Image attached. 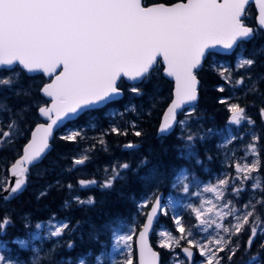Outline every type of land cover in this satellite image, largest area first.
<instances>
[{
	"label": "snow or ice",
	"instance_id": "1",
	"mask_svg": "<svg viewBox=\"0 0 264 264\" xmlns=\"http://www.w3.org/2000/svg\"><path fill=\"white\" fill-rule=\"evenodd\" d=\"M253 4L258 10L255 26L247 23L249 8ZM261 36H264V0H174L168 3L161 0H0V116L8 117L5 124L0 126V147L5 143L10 144L14 134H19L20 121L28 114L26 109L34 107L36 114L46 121L35 127L21 153L7 166L8 176L0 181V199L7 203L17 198L30 183L33 170L38 176L41 175L40 165L51 154L50 138L55 128L122 97L126 92L144 96L161 62L163 67L160 70L175 82L174 99L158 128L161 135L169 133L175 125L184 126L194 115V107L185 109L184 106L194 105L197 101L200 85L198 70L213 51L224 49L238 55L236 67L243 72L239 78L233 79L229 70L223 68L220 75L225 85L234 89L246 87L248 92L258 93L257 82L264 83V72H257L256 69L258 56L264 53V49L256 48L248 55L245 53L248 52L246 45ZM259 66L264 67V64ZM36 73H42L49 79L34 92V85L26 86L24 81L26 75ZM124 81L130 83L125 85ZM217 90L223 93L225 87L220 86ZM5 93H11L17 101L22 100L25 107L15 110L7 103L10 97ZM259 95L264 100V93ZM219 103L227 106L229 123H256L240 103L230 102L226 98H221ZM132 110L135 111L134 108ZM181 114L184 119L177 118ZM259 115L264 120V106L259 108ZM111 131L116 135L128 134L117 127H112ZM133 134L137 137L142 135L139 130ZM80 136L79 131H71L60 139L76 142ZM194 139L192 135L187 137L189 142ZM260 142L261 137L253 135L247 146L254 157L260 156L257 147ZM99 143L103 144V139ZM136 147L133 143L124 145L126 149ZM187 147L191 148V144ZM188 155L194 156L195 152L190 151ZM89 159L88 155L74 157L72 168L67 170H79L78 166L85 165ZM55 166L49 162L48 167L54 169ZM129 167L127 163L113 167L103 182L80 179L78 184L82 188L97 185L102 189H112L114 181L123 179L121 170ZM234 167L237 173L235 179L240 181V186L230 188L235 196L245 191L243 185L249 180L254 181L252 191L264 193L260 178L252 176L261 167L260 159L237 162ZM157 171L153 169L148 178L153 179ZM67 187L71 189L73 185L68 184ZM183 187L187 192L188 185ZM226 189H229L228 178L205 187L204 192L214 194L218 201L224 200L223 204L217 206L207 200L200 207L191 209L199 222L198 226L204 231L214 224L224 235L217 231L209 239L197 240L193 232L184 226L182 218L177 216L173 219L175 232L180 236L161 230L158 232L161 239L157 247L170 253H175L179 248L184 258L180 259L176 254L178 264H196L193 249L198 250L199 256L204 258L202 264H221L224 257L220 253L226 252L228 261L237 255L239 249L231 237L238 236L248 225L250 235L245 250L251 249L258 228L264 232V228H260L261 216L257 212L258 205L264 210V196L244 204L243 214L236 215V223L229 227L218 221L235 215L239 210L231 206V200L224 199ZM39 195L45 196L47 193L41 191ZM75 201L80 205L96 203L91 196L87 200L76 197ZM205 203L210 207L205 208ZM65 206H68V202H65ZM217 207L220 210L214 211ZM224 208L228 211H223ZM137 209L144 219L139 225L115 237L114 250L123 252L124 256L122 260H114L113 264H133L134 236L138 241L139 264H163L161 253L153 249L149 236L155 232L154 221L158 213L167 215L166 205L160 196L154 194L139 201ZM209 214L216 219L202 218ZM53 220L48 221L46 226L37 223L35 227H46L54 238H62L71 230L68 222L54 223ZM11 223L8 214L0 216V250L6 249L9 243L2 237L7 235ZM104 227L110 228V225ZM89 238L96 240L97 233L93 232ZM11 243L26 246V241L21 239L12 240ZM73 247L71 242L67 243V248ZM260 247L264 249V244ZM54 251V248L51 249L46 258L51 260ZM95 259L97 264H105L100 256ZM252 262L262 264L259 253L252 255L247 264ZM0 264L16 262L0 254ZM31 264H42L39 254ZM79 264H85V261L81 259Z\"/></svg>",
	"mask_w": 264,
	"mask_h": 264
},
{
	"label": "trees",
	"instance_id": "2",
	"mask_svg": "<svg viewBox=\"0 0 264 264\" xmlns=\"http://www.w3.org/2000/svg\"><path fill=\"white\" fill-rule=\"evenodd\" d=\"M146 2H148V0H146ZM151 2H155V0H151ZM161 2L168 3L174 2V0H161ZM249 12L250 15L247 23L255 26L256 11L254 6L249 8ZM246 47L248 52H252L256 48L264 49V36H261L259 39L248 43ZM215 56L217 60L222 61H231L233 59V55L228 57L219 55ZM261 64H264V53L258 56V67L256 69L257 72H264V67L259 66ZM157 67L158 70L153 73L154 79L152 80L151 84L147 86L146 94L144 96H134L126 92L121 100L108 104L104 109L91 111V120L89 121L88 125L91 126V124H93V128L97 129H94L95 132L101 134L103 141L106 142L95 145L92 154L93 162L90 173L88 177L85 176L82 179H98V173L94 171V168H96L97 165L107 164L109 159L112 157L110 155H114L116 153L122 160L125 161V163L130 165V167L127 169L125 178L122 181H115L112 189H98L95 187H89L90 189L88 195H93L94 200L96 201V203L93 205L85 204L79 206L76 205V203H71L68 206H65V202L71 200L70 194H77L80 192L77 191V189L78 181L81 178V171L72 170L68 173L65 172V174L61 173L58 176L55 174L61 172L62 169L70 167L71 157L67 154H73L75 151H77V149L79 150L80 147L85 146V141L82 143L80 139L77 138L76 142H69L61 140L60 137H56L54 147L51 151V154L49 155L50 157L48 156L47 160L44 162V165H48L49 162H52L56 166L54 169L52 168L53 172L49 170L47 173L38 178L41 181H46L47 177L51 176V179L54 181H49L53 182V185L51 186L47 195L39 196V198L36 195L37 192L33 191L34 189H32L30 186L17 198L12 200V202L7 204V207L10 211L8 215L12 221V223L8 226V230L12 233L11 236L17 235L22 237L25 234L22 232L23 227L21 226L20 221H16L20 214H24L25 216H28L30 219H32L33 224H35L38 220H48L54 217H67L71 220V226L74 224L76 228L75 232L71 234V237H69V242H71L74 247L69 250H66V247L64 249L58 248L59 251H62L60 255L67 258H76L77 256L83 254L86 255L88 253H93L96 255L101 252V247L99 244L104 240L102 235L103 232L101 233L99 231L105 229V225H114L120 220L129 219L135 210L134 202L143 197L150 190V184L155 183L159 186L161 191L167 193L169 191V184L173 182L176 172L183 168L193 172L201 180L206 179V171H204L206 168V162H208V158L206 159V157L209 155L212 158H215L217 156L216 152L218 151L216 149L214 152V140H208V138L206 141V126L209 127L211 125L214 128H222L228 119V113L226 105L219 103V100L221 98H226L230 101H233L234 99L226 89L227 85H225V82L223 81L218 70L211 66L208 57L204 62L203 67L199 71V101L195 107L196 111L194 113V116L198 117L203 123L202 127L199 128L203 133V139L200 138V132L198 131L192 135L195 137L193 141H187V137L190 134H188L186 130H180L179 125H177L170 134L159 138V124L165 109L172 100L173 82L169 81L163 76V71L160 70L163 67L161 64ZM31 81L33 82L31 84L34 85L33 91L35 92L36 88L39 87L42 82H45L46 79L42 74H37L34 76L26 75L24 81L25 85L27 86ZM124 84L127 85L125 82ZM220 86L225 87V92L221 93L217 90ZM257 88L258 93H251L245 91L244 89L239 90L238 92L240 94V99L238 101H241L242 105L249 104L252 101H257L258 104L261 101V105H264L263 100L260 99L259 95L260 93H264V83L257 82ZM5 95L10 97L7 103L13 108H16L17 111H19L21 107H25L24 102L22 100L17 101L16 97L12 96L11 93H6ZM128 106H130V108L128 111H126ZM259 107L256 106L255 108ZM133 108L135 111L132 110ZM142 110V115L139 117L136 116V114ZM26 111L28 112L26 115L27 117L25 116V120L23 118V120L20 121V125L22 128L25 127L23 129L27 134V138L24 140L22 138L17 140L20 141L19 146H16L17 152L19 153H21L23 145L26 143L27 139H29L31 134L30 132L33 130L32 128L34 126V120L38 118V114H36L34 107L31 109H26ZM110 111H117V113L121 115L119 117L114 116L111 118L109 117ZM252 115L254 117L253 119L257 123H262L263 120L261 119L259 112L256 113L255 110ZM180 117L181 115L179 118ZM109 120L113 122L111 123ZM131 120L136 121L135 127L129 126V122ZM24 121L27 123H24ZM87 121L88 119H86L83 115L82 118L78 119V121L72 124L67 123V125L72 127H81L86 125ZM108 125H116L117 128L121 129L122 131H126L128 134L126 137L123 135H114L112 133L108 134ZM133 130H139L142 135L140 137L135 136L132 132ZM91 131L86 137L87 140H90L89 135L91 134ZM61 132L62 130H60V133ZM129 138H131L132 141L142 143L138 150L131 152L122 150V146L124 143L129 142ZM185 143L191 144V146L195 148V155L199 156L198 160L200 163L195 162V155H188V153L185 151ZM260 144L263 145L260 172L262 173L261 184L264 186V130L263 136H261ZM101 145H108L109 148L113 147V153L108 155L110 150L108 149L107 154H105L100 149ZM7 153L9 154L7 150H4L2 156L4 158L6 156V159H16V155L11 157V154L8 155ZM19 153H17V155ZM153 169L158 171L156 176L149 181L146 175H150ZM57 177L59 178L55 179ZM34 178L35 175L33 174L30 181L33 182ZM59 180L62 182L60 183ZM57 181H59L58 185ZM68 184L73 185L71 188L73 190L68 189ZM87 190L88 189L81 191ZM258 194L260 195V198L264 196V193H261L260 191ZM66 195L67 200H64ZM84 195L85 194H83V196ZM257 211L261 216L260 227H264V210H261L259 207ZM2 213L3 212L0 210V216ZM179 215V217L182 218V223L187 229H196L195 218L189 209L185 208L180 210ZM143 219L144 217H142V220ZM101 223H103L102 226ZM160 223H163L174 234H179L178 232H175V224L172 222L170 214L162 215L156 226H158ZM93 232L97 233L96 240H91L89 238L90 234ZM249 235L250 228L248 225H245V230L242 231L238 236H234L232 238V240L235 242V246H238L239 249L237 255L232 261H228L227 253H221V256L224 257V259L221 261V264H247L249 258L252 255H256L257 253L260 254L262 264H264V249H261L260 247L261 244H264L262 241V235H257V237L253 240L252 248L246 251L245 249ZM155 238L156 236L154 232L153 236L151 237V243L155 249L161 253L163 264H172L171 253L167 250L159 249L157 247ZM181 244H185V242L181 241ZM177 250L178 252L180 251L179 248H177ZM20 252L23 256L27 254V252L24 250H21ZM133 252V264H136L135 249H133ZM56 260L57 257H55L54 262ZM199 260L200 258L196 257V261ZM252 264H255V262H252Z\"/></svg>",
	"mask_w": 264,
	"mask_h": 264
},
{
	"label": "rangeland",
	"instance_id": "3",
	"mask_svg": "<svg viewBox=\"0 0 264 264\" xmlns=\"http://www.w3.org/2000/svg\"><path fill=\"white\" fill-rule=\"evenodd\" d=\"M253 52V51H252ZM251 52H246L245 55H248ZM237 60H238V55L237 53H235L233 55V59L231 61H222V60H217V58L215 56H212L211 60H210V64L213 68H216L218 70V72L220 73V71L223 68H227L229 70V72L231 73L233 79L239 78L241 73L243 72L242 69H237L236 65H237ZM223 79V77H222ZM224 81V79H223ZM226 89L229 91V93L231 94V97L234 99L233 101L230 102H235V103H240L241 101H238L240 98V94H239V90L244 89L245 91H247L246 87H241V88H232L231 86L227 85ZM263 104H264V100H263ZM242 105V104H241ZM246 107L247 110V114L248 116H250L252 119L254 118L252 113L255 112L256 113L259 111V108L264 106L261 105V101L257 104V101H252L249 104L246 105H242ZM259 107V108H255V107ZM130 108V106L127 107L126 111H128ZM227 109V106H226ZM258 110V111H257ZM228 119L226 121V123L224 124V126L222 128L219 127H213V126H206V141L208 140H214L213 144H214V152L216 151V149L218 150L216 153V157L212 158L211 156L208 155V157H206V159L208 158V162H206V168L204 169V171H206V179L205 180H201L200 178H198L193 172H190L187 169H179L176 172L175 178L173 180V182L171 184H169V191L167 193H165V200H164V205H166V210H167V214L171 216L172 222L174 223V217L180 216L179 215V211L182 209H189L191 214L193 215V217L195 218L194 213L192 212V208L193 207H200V205L202 203H204L207 200H211L214 204H216L217 206L222 205L224 200H216L214 194L210 193V192H204L203 189L205 187L208 186H212V185H216L218 184L219 180L221 179H225L228 178L229 179V189H226L224 192V199L227 200H231L232 201V205L236 207L239 211L236 212L235 215L232 216H227L225 217V219L223 221H218L219 223L224 224L225 226H231L232 224L236 223V219L235 216L236 215H242L243 214V205L246 204L249 200H256V199H260V195L258 194L259 190L257 191H252L251 185L254 181L249 180L246 181L243 185L245 191L243 193H241L239 196H235L232 191L230 190L231 187L233 186H240V181L236 180L235 177L237 175V173L235 172V163L237 162H251L252 160L255 159H260L261 160V153H262V148L263 145L262 144H258V151L260 152V156L259 157H254L252 156L248 150H247V146L249 143H251V138L253 135H257V136H263V130H264V121H262V123H256L254 125H249L246 122H242L240 125H234L229 123L230 120V113L228 112ZM121 114H118L117 111H110L109 112V117H114V116H120ZM4 116H0V123H1V119H3ZM180 119H184V116L181 115ZM91 119L89 118L86 125L87 128L84 129L83 127H79V128H75V127H68L63 133L62 135H67L69 132L71 131H79L81 133L80 137H84V136H88L89 132L92 130H94V125L91 124V126L88 125L89 121ZM254 120V119H253ZM111 120H109L110 122ZM113 122V121H111ZM133 125V122L131 123ZM203 125V123L200 121V119L196 116H192L190 119H188L186 121V124L184 126L179 125L180 130H186V132H188V134L193 135L196 132H200V138L203 139V133L202 131L199 129L201 128ZM117 127L116 125H108L109 129L111 127ZM89 127V128H88ZM211 130V131H209ZM19 132V134L17 135L19 138L21 136L22 131H20V129L17 130ZM87 133H86V132ZM86 134V135H85ZM16 135V134H15ZM16 138V139H17ZM85 139V137H84ZM187 145L189 144H184L185 147V151L187 153H189L190 151H194L195 152V148H193V146H191V148L187 147ZM105 147L104 149L106 150L107 146H102ZM101 147V148H102ZM89 151V156L91 154V151L93 149H91L90 147L87 148ZM80 151V150H79ZM77 149V151H75L73 153V157L71 158L70 161L73 160L74 157H79L81 155H87L86 152L80 153ZM199 156L195 155V162H197ZM5 162L7 163L8 160H5ZM2 163L0 164V175L2 173V171H4V169L6 168V164ZM200 163V161H199ZM122 163H118V161L114 162V163H110L107 164L105 168H99L98 171L100 172L101 170L104 171L103 173H105V175H110L111 174V170L113 167H118L119 165H121ZM42 172H41V176L48 171V169L50 171H52V168L48 167V165H46L45 167L40 166ZM75 171L77 170L76 168H74ZM105 169H108V172H105ZM96 170V172H98ZM101 171V173H102ZM126 170H121V176L125 173ZM36 173V171H35ZM252 176L254 177H259L260 180L262 181V173L260 172V169L257 173H252ZM2 180H4L6 178L5 175L1 176ZM146 177L148 178L149 175L147 174ZM148 180L150 181L151 179L148 178ZM188 185V191L185 192L184 191V185ZM150 190L140 199L136 200L134 202L135 204V210L133 211V213L131 214L129 219L126 220H120L118 221L116 224L114 225H110L109 227H105V229L100 230L99 232H103V237L104 240L100 242L99 246L101 247V252L100 254L96 255V256H100L104 261L105 264H113L114 260H122L124 253L121 251H115L114 250V246H115V237L121 234H124L129 228H131L132 226L135 225H139L142 221V217L141 215L138 214V209H137V203L141 200H143L145 198V196H149L152 197L154 194L157 195L161 190L159 189V186L156 185L155 183L150 184ZM78 187L80 189H84L82 187H80V185H78ZM93 187V186H90ZM89 188V187H87ZM72 200L67 201L68 205L71 203H76L75 198L79 197V196H74L71 195L70 196ZM82 198V197H79ZM84 199V198H83ZM86 200V199H84ZM79 205L80 204H77ZM204 207H210V205L208 204H204ZM8 208V207H7ZM257 209H259V205L257 206ZM220 208L217 207L216 209H214V211H219ZM144 211H147V209H145ZM223 211L227 212L228 209L224 208ZM258 212V211H257ZM9 210L6 209V211L2 213L1 216L8 214ZM163 215V214H162ZM204 219H216L214 215L209 214V216H205L202 217ZM53 220V219H52ZM69 218H58L55 217L53 222L54 223H61V222H69ZM252 218H250V222H251ZM18 221H20L22 223V226L25 227L26 225H28L31 221L29 219V217L26 218H19ZM71 221V220H70ZM195 225H196V229L195 230H191L194 234L195 239L197 240H206L209 239L213 236H215L217 234V231H219L220 235H224V233L222 232V230H217L215 228V225L213 224L211 227L207 228V231H204V229L202 227H199V222L196 220L195 218ZM42 225H47V222L45 223H40ZM207 227V226H205ZM71 230L68 231L66 233L65 236H63L62 238H54L51 237L48 233V230L46 227H42L41 229H36V227L34 226V231L30 232L28 234V237H16L15 239H21L26 241V246L25 247H21L18 244H13L11 242H9L7 244L6 249L4 250H0V254H5L6 256H8L9 258H11L14 262H16V264H31V261L36 257L37 254H39L42 264H53L54 262V257L58 256L59 253L61 251L58 250V248L60 249H64L65 247L67 248V243H69V237H71V234L75 232L76 228L74 226L70 225ZM260 228H264V227H260ZM164 230V231H169L172 232L171 230H169L163 223H160L158 226L155 227V240L156 243L158 245L159 240L161 239L158 236V232ZM173 233V232H172ZM174 234V233H173ZM25 235V234H24ZM23 235V236H24ZM89 235V234H88ZM175 236L179 237L180 233L178 235L174 234ZM258 235H262V241L264 242V232L260 231L258 228ZM234 236L231 237V239ZM99 239V238H98ZM7 241V240H6ZM134 242H135V236L133 237V241H132V254L134 255L133 249H135L134 246ZM13 245H16V247H12ZM66 245V246H64ZM186 246V245H185ZM55 249V251L52 254V258L51 260L46 258L47 253L51 250V249ZM19 250H26L27 254H25V256L19 254ZM66 250H69V248H67ZM196 250V249H195ZM14 251V252H13ZM197 254L195 256L199 257L200 260L196 262V264H202V262L204 261L203 257H200L198 254V250H196ZM176 254H179V258L183 259L184 257L181 254V251L178 252V250H175V253H171V262L172 264H178L177 259H176ZM92 254H87L84 256H79L77 257L75 260L74 259H69V260H65L62 258H58L59 260L55 261L54 264H79V261L81 259H83L85 261V264L88 263L89 261V257L93 258V262H96L95 259V255ZM221 256V253L219 254ZM95 256V257H94ZM26 257H29L27 259H25ZM133 262H134V256H133Z\"/></svg>",
	"mask_w": 264,
	"mask_h": 264
},
{
	"label": "bare ground",
	"instance_id": "4",
	"mask_svg": "<svg viewBox=\"0 0 264 264\" xmlns=\"http://www.w3.org/2000/svg\"><path fill=\"white\" fill-rule=\"evenodd\" d=\"M236 52H233L231 55H234ZM231 55H229V56H231ZM261 55V54H260ZM213 56H215V55H213ZM216 57V56H215ZM226 57H228V56H226ZM211 58H212V56H211ZM211 58H209V62H210V60H211ZM216 69V68H215ZM6 94V93H5ZM124 97V96H123ZM122 99V98H121ZM121 99H119V100H121ZM118 100V101H119ZM136 116H138V114H136ZM27 117V116H26ZM26 117H24V120H25V118ZM139 117V116H138ZM42 118V117H41ZM43 119V118H42ZM124 119V118H123ZM44 120V119H43ZM33 122V121H32ZM44 122H46L45 120H44ZM133 122V125H135V122L136 121H134V120H131L130 122H129V126H132L133 127V125L131 124ZM24 123H27V122H25L24 121ZM30 123V122H29ZM112 123V122H111ZM162 123V117H161V121H160V124ZM160 124H159V126H160ZM33 125V124H32ZM104 125V124H103ZM24 126V125H23ZM107 126V125H106ZM111 126V125H110ZM23 128H25V127H23ZM22 127H20V131H22V133H21V136L19 137V138H17L15 141H17V140H19L20 138H23V137H25V134H26V132H25V130L23 129ZM89 128V127H88ZM104 128V127H103ZM106 128V127H105ZM27 129V128H26ZM95 130H97L96 128H94ZM108 129V128H107ZM92 130V129H91ZM94 130V131H95ZM109 130V129H108ZM110 130H111V128H110ZM94 131H91V134L89 135L90 136V140H87V139H85V146L88 148V147H90L91 149H94L95 148V145H97L98 143H99V141L101 140V139H103V137H101V138H97V135H93L92 136V132H94ZM103 131H104V129H103ZM135 131H137V130H133L132 132L134 133ZM88 132V131H87ZM86 132V133H87ZM86 135V134H85ZM163 136H165V135H161V134H159L158 133V137L160 138V137H163ZM30 139V138H29ZM28 139V140H29ZM132 140H129V142H126V143H124V145L125 144H127V143H133V142H135V141H133V142H131ZM106 142V141H105ZM104 142V143H105ZM13 143H14V141H13ZM27 143V142H26ZM51 143V142H50ZM133 144H136L137 145V147H139L140 146V144H138L137 142H135V143H133ZM13 145V144H12ZM51 145H52V143H51ZM124 145L122 146V150L123 151H133L135 148H132V149H126V148H124ZM16 147V146H15ZM14 147V145L13 146H11L10 145V147L7 149V152H9V154H11V157L12 156H14V155H17V153H19V152H17V149ZM100 147H102V145L100 146ZM104 153H106L107 152V150L108 149H106V150H103L102 148H100ZM112 149H114L113 147L111 148V153H113V150ZM52 151V150H51ZM73 151V150H72ZM8 154V153H7ZM8 154V155H9ZM20 154V153H19ZM18 154V155H19ZM93 150L91 151V154H90V157H91V159H92V157H93ZM68 156H70L71 158L74 156L72 153H68L67 154ZM114 155H117V153L116 154H114ZM3 157V156H2ZM8 158V157H7ZM10 159V160H9ZM13 158H8V159H6V156H5V158L3 157V159H2V161L0 160V164H2V163H4L5 162V160H8V162L6 163L5 162V164H6V168L4 169V171H2V173H1V175L0 176H2V175H5L6 177L8 176V173H7V166L8 165H10V163L13 161L12 160ZM131 159V158H130ZM45 162V161H44ZM111 163V162H110ZM109 162L107 163V164H110ZM104 164V163H103ZM107 164H104V165H97V167L96 168H94V171L96 172V170L98 171V169L99 168H103V167H105ZM49 165V164H48ZM40 166H46V165H44V163L43 164H41ZM130 166V165H129ZM70 167L72 168V161H71V163H70ZM69 167V168H70ZM69 168H66V169H62V171L61 172H58V173H56L55 175L56 176H58L59 174H61V173H64L65 174V172L66 173H68L69 171L67 170V169H69ZM73 170H75L74 168H73ZM48 171H49V169H48ZM53 172V171H52ZM74 172V171H73ZM99 172V171H98ZM45 173H47V171L45 172ZM44 173V174H45ZM76 173V172H75ZM43 174V175H44ZM127 174V169H126V171H125V173L122 175V177H123V179L125 178V175ZM34 175H35V178L36 179H34L33 180V182L35 181V182H37L39 179L38 178H40L41 177V175H37L35 172H34ZM69 175V174H68ZM55 176V177H56ZM59 177H57V178H55V179H58ZM77 179V178H76ZM121 179V178H120ZM47 180V179H46ZM53 181V180H52ZM60 181V180H59ZM62 181H60V183H61ZM41 183H45V181H41ZM114 183H115V181H114ZM29 185H30V183L28 184V186L26 187V189H28V187H29ZM53 185V184H52ZM52 185H50V186H52ZM56 185V184H55ZM79 185V184H78ZM90 187V186H89ZM25 189V190H26ZM69 189V188H68ZM75 189H77V188H75ZM85 189H89V188H84V189H80L79 187H78V189H77V191H81V190H85ZM24 190V191H25ZM71 190H73V189H71ZM23 191V192H24ZM42 191V189L38 192V193H36V195H37V197L39 198V194H40V192ZM22 192V193H23ZM76 192V191H75ZM22 193H20V194H22ZM19 194V195H20ZM18 195V196H19ZM67 195H68V193H67ZM67 195L65 196V198H64V200L66 199V197H67ZM71 195H76V193L75 194H70V196ZM69 196V195H68ZM15 199V198H14ZM14 199H11L9 202H12V200H14ZM64 200H63V202H64ZM67 200V199H66ZM84 200V199H83ZM9 202H4V201H2L1 202V206H2V208H1V211L3 212H5L6 211V209H8L9 210V208H7V204L9 203ZM63 204V203H62ZM10 212V211H9ZM161 216H162V214H161ZM26 218V217H28V216H25L24 214H20L19 216H18V219L19 218ZM49 218V217H48ZM55 218V217H54ZM58 218H67V217H58ZM18 219H16V221H18ZM30 219V218H29ZM53 218H50V219H46V220H38L35 224H33V222H32V219H30V221L32 222V224H33V226H35L38 222L39 223H45V222H48V221H50V220H52ZM14 222V221H13ZM30 222V223H31ZM69 222H70V220H69ZM30 223L27 225V226H25V228L22 226V223L20 222V224H21V226L23 227L22 228V232L23 233H25V235L24 236H22V237H28V234L32 231V230H30L28 227L30 226ZM104 223V222H103ZM103 223H101V226L103 225ZM72 224V223H71ZM70 224V225H71ZM109 225V224H108ZM73 226L75 227V225L73 224ZM91 226H92V224H91ZM84 228V227H83ZM34 231V230H33ZM78 231V230H77ZM81 231V230H80ZM84 231V230H83ZM153 234H154V232H153ZM12 235V233L8 230V228H7V235H5V236H3L2 237V239H4V240H7V241H9V242H11L14 238H16V237H19V238H21V236H17V235H14V236H11ZM82 235V234H81ZM153 236V235H152ZM75 241V240H74ZM78 241V240H77ZM79 246V245H78ZM12 247H16V245H13ZM195 250V249H194ZM21 250H19L18 252H19V254H21L22 255V253L20 252ZM23 251V250H22ZM24 251H26V250H24ZM181 251V250H180ZM27 252V251H26ZM62 252V251H61ZM61 252L59 253V255L58 256H55V257H57V260H59L58 258H62V259H65L66 261L67 260H69V259H76L77 257H79V256H77L76 258H67V257H65V256H61L60 254H61ZM195 252H196V250H195ZM88 253V252H87ZM88 254H92V255H94L93 253H88ZM100 254V253H99ZM196 254H197V252H196ZM87 255V254H86ZM91 255V256H92ZM96 255H98V254H96ZM95 255V256H96ZM59 256H61V257H59ZM80 256H84V254L83 255H80ZM94 256V257H95ZM196 256V255H195ZM55 257H54V259H55ZM29 258V257H28ZM25 259H27V258H25ZM56 260V261H57ZM88 262H90V263H92V264H96L95 262H93V258L92 257H89V261ZM197 262V261H196ZM67 263V262H66ZM137 264V263H136Z\"/></svg>",
	"mask_w": 264,
	"mask_h": 264
},
{
	"label": "flooded vegetation",
	"instance_id": "5",
	"mask_svg": "<svg viewBox=\"0 0 264 264\" xmlns=\"http://www.w3.org/2000/svg\"><path fill=\"white\" fill-rule=\"evenodd\" d=\"M211 58V57H210ZM45 77V76H44ZM45 79H46V81L49 79V78H47V77H45ZM45 81V82H46ZM31 83H33L32 81L30 82V84ZM34 83H35V81H34ZM31 85H33V84H31ZM117 102V101H116ZM112 103H114V102H112ZM106 107V106H105ZM104 107V108H105ZM103 108V109H104ZM15 110H16V108H14ZM91 111H93V110H91ZM91 111H87L86 113H84V114H82L81 116H79L75 121H70V122H68V123H70V124H72V123H74V122H76V121H78V119H80V118H82V116L84 115L85 116V118L86 119H89L90 118V115H91ZM142 113H143V110L142 111H139V113H137L138 114V116H141L142 115ZM8 119V117H3V119H1V123H0V126H3L4 124H5V122H6V120ZM40 123H45L44 122V120L41 118V117H39L38 116V118L36 119V120H34V126H33V128L36 126V125H38V124H40ZM20 127H21V125H20ZM65 127V126H64ZM68 127H71L70 125H68V126H66L65 127V129H63L62 130V132H64ZM113 127V126H112ZM111 127V128H112ZM32 128V129H33ZM60 130L61 129H59L57 132H56V135L54 136V138H53V140L51 141V143H52V149H53V147H54V143H55V140H56V137H60V136H62V134H60L59 135V132H60ZM31 132H32V130H31ZM30 132V133H31ZM108 134L109 133H112V134H114V135H116L115 133H113L110 129L108 130V132H107ZM93 135H97V138H101L102 137V135L101 134H98L97 132H92V136ZM124 137H126L125 135H123ZM18 136L17 135H15L14 134V136H13V139H12V142L10 143V144H8V143H5L2 147H0V160L2 161V159H3V157H2V154H3V151L4 150H7L9 147H10V145L11 146H13L14 145V147L15 146H19V142L20 141H15L16 140V138H17ZM85 137V139H86V136H84ZM84 137H78L79 139H80V141L83 143L84 141H85V139H84ZM25 138H27V134L25 135V137H23L22 139L24 140ZM29 138H30V136H29ZM129 140H131V138H129ZM13 141H14V143H13ZM27 141H28V139H27ZM26 141V142H27ZM131 142H133V141H131ZM133 143H135V142H133ZM138 144H140V146L142 145V143H140V142H137ZM13 144V145H12ZM26 144V143H25ZM24 144V145H25ZM24 145H23V147H24ZM22 147V148H23ZM111 147V146H110ZM16 148V147H15ZM105 147H102V149L103 150H105L104 149ZM106 149H110L109 150V153H108V155H110L111 154V148H109V146L106 148ZM139 149V147L137 148V149H134L133 151H135V150H138ZM80 150V151H79ZM79 152L80 153H83V152H86L87 153V155L89 156V151H88V149H87V147L86 146H82V147H80L79 148ZM108 151V150H107ZM127 152H131V151H127ZM105 154H107V152L105 153ZM17 156L18 155H16V158H17ZM110 156H112L110 159H109V163L111 162V163H114V162H116V161H118V163H122V164H124L125 163V161L124 160H122L118 155H110ZM50 157V156H49ZM90 157V156H89ZM15 160V159H14ZM13 160V161H14ZM12 161V162H13ZM92 159H91V157H90V159H89V161H87L86 162V164L85 165H83V166H78L79 167V170L78 171H81V174H80V176H81V178L80 179H82L83 177H85V176H87L88 177V175H89V173H90V169H91V167H92ZM1 163V162H0ZM128 164V163H127ZM108 166V165H107ZM106 167V166H105ZM105 167H103V168H105ZM102 168V169H103ZM102 171V170H101ZM101 171L100 172H97L98 173V179H96V178H91V179H95V180H97L98 181V183L99 182H103L106 178H107V176H108V174L107 175H105V173H103L104 171H102V173H101ZM34 172H35V170H33V172H32V175L34 174ZM1 179H2V177L0 176V181H1ZM34 179H36V178H34ZM79 179V180H80ZM49 180H52L51 179V176H48L47 177V180L45 181V183H41V180H38L37 182H31L30 181V185H29V187L31 186V188L32 189H34L33 191H35V192H39L41 189H42V191H45L47 194H48V192H49V190H50V188H51V186L50 185H52V183L53 182H51V181H49ZM85 180V179H84ZM87 180H89V179H87ZM122 181L123 179H120V178H118L116 181ZM54 181V180H53ZM93 186V188L95 187V188H98V189H100V187H98L97 185H92ZM45 189V190H44ZM90 189V188H89ZM89 189L87 190V191H80V192H78L76 195L77 196H79V197H82V198H80V199H88V197H92L93 199H94V196L93 195H91V194H89L88 195V193H89ZM83 194H85L84 196H83ZM75 195V196H76ZM73 199V198H72ZM71 199V200H72ZM3 200L2 199H0V210H1V208H2V206H1V202H2ZM81 206V205H80ZM39 223V222H38ZM25 228V227H24ZM30 230H32L31 232H33V230H34V226H33V224H32V222L30 223V226L28 227Z\"/></svg>",
	"mask_w": 264,
	"mask_h": 264
},
{
	"label": "water",
	"instance_id": "6",
	"mask_svg": "<svg viewBox=\"0 0 264 264\" xmlns=\"http://www.w3.org/2000/svg\"><path fill=\"white\" fill-rule=\"evenodd\" d=\"M252 6H254V9H255V11H256V16H257V14H258V10L255 8V5L253 4ZM213 53H215V54H218V55H222V56H229V55H231L233 52H229V51H226V50H224V49H219V50H216V51H213ZM207 58V57H206ZM158 59H160V58H158ZM206 60V59H205ZM161 65H162V62H161ZM163 66V65H162ZM203 67V66H202ZM201 69H199L198 71H200ZM36 74H39V73H36ZM36 74H31V75H36ZM42 74V73H41ZM45 76V75H44ZM163 76L166 78V79H168L169 81H171V82H173V93H172V99H174V88H175V82H174V80L172 79V78H169V77H167V76H165L164 75V72H163ZM45 77H47V76H45ZM47 78H49V77H47ZM126 84H128V83H130V82H128V81H124ZM199 88H200V85H199ZM124 96V95H123ZM123 96L122 97H120V98H118V99H116V100H114V101H111V102H115V101H118L119 99H121V98H123ZM172 101V100H171ZM198 101H199V89H198V99H197V101L195 102V104L194 105H185L184 107H185V109H190V108H192V107H195L196 105H197V103H198ZM111 102H109V103H111ZM108 103V104H109ZM171 103V102H170ZM170 103H169V105H170ZM107 105V104H106ZM106 105H102V106H100V107H98V108H95V109H92V110H97V109H101V108H103V107H105ZM168 105V106H169ZM89 111H91V110H89ZM166 111H167V108L165 109V111H164V113H163V115H162V121H163V117H164V114L166 113ZM81 116V115H80ZM43 118V117H42ZM78 118V117H77ZM77 118H74V119H72L71 121H75ZM44 119V118H43ZM45 120V119H44ZM264 121V120H263ZM68 122H70V121H65L62 125H60L59 127H57V128H55L54 130H53V137L52 138H50V142L53 140V138H54V136L56 135V132L59 130V129H61L63 126H65ZM37 126V125H36ZM35 126V127H36ZM35 127L33 128V130L32 131H34L35 130ZM174 128V127H173ZM173 130V129H172ZM171 130V131H172ZM170 131V132H171ZM169 132V133H170ZM32 133V132H31ZM169 133H167L166 135H168ZM165 135V136H166ZM30 137H31V135H30ZM51 144V143H50ZM137 148V147H136ZM158 196H160L161 197V201H162V203L164 204V199H165V195H164V192L163 191H161V192H159L158 194H157ZM160 218H161V214H159L158 213V215H157V219L154 221V228H155V226H156V223L160 220ZM152 235H153V233H150V236H149V242H150V244L152 245V243H151V237H152ZM153 246V245H152ZM153 249L154 250H156L155 249V247L153 246ZM135 251H136V263L137 264H139V250H138V241H137V238L135 237ZM157 251V250H156ZM193 252L195 253V255H196V252H195V250L193 249ZM181 254H182V256L184 257V254H183V252H181Z\"/></svg>",
	"mask_w": 264,
	"mask_h": 264
}]
</instances>
